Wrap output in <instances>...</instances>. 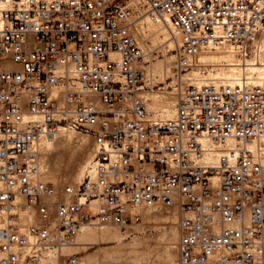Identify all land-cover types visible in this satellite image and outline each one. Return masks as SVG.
I'll list each match as a JSON object with an SVG mask.
<instances>
[{
	"label": "built area",
	"instance_id": "1",
	"mask_svg": "<svg viewBox=\"0 0 264 264\" xmlns=\"http://www.w3.org/2000/svg\"><path fill=\"white\" fill-rule=\"evenodd\" d=\"M143 16L177 37L171 117L139 95L156 84ZM217 48L262 61L264 0H0V264L60 255L86 224L127 230L150 205L178 212V264H264V79L185 77ZM61 127L96 152L55 200L41 142Z\"/></svg>",
	"mask_w": 264,
	"mask_h": 264
},
{
	"label": "bare ground",
	"instance_id": "2",
	"mask_svg": "<svg viewBox=\"0 0 264 264\" xmlns=\"http://www.w3.org/2000/svg\"><path fill=\"white\" fill-rule=\"evenodd\" d=\"M139 19L140 20L137 24L140 37L139 41L143 50H145L147 47L146 40L148 38H151L155 45L161 46L163 50H165L166 47H169L170 50L176 49L177 37L173 34L171 28L165 21H154L148 16H143ZM235 55L236 53L231 48L202 50L197 55L198 65L212 66L211 70H215V72H211L208 76H200L197 72L192 71L191 73L187 74V76H191V79H193L197 84L212 82L235 84L240 82L241 77H244L245 75H247L248 78H251L254 83L261 82L264 79V58L261 62L254 61L250 58L246 59L244 62H241L238 60V56L236 55V57ZM172 58L173 57H171V59ZM171 59L167 60L168 63L166 64L158 62L146 66L148 68V73L146 72V76H155L157 72L162 79L169 78V74L173 73V61ZM139 95L147 103V106L149 105L148 107L156 112V115L160 114L163 117H171L174 115L175 97L173 95L152 91H141ZM88 139L89 138H87V136H81L77 131L64 127H61L55 132V134L44 138L41 142V179L45 178L47 180H53L57 182L62 176H67L72 178L70 184H73L74 181L78 182L79 184L82 181L85 171L93 160L96 152V147L88 155H86L83 151V147H85L84 144ZM74 141L77 142V147L75 146L76 148L71 149L68 145ZM218 152L219 154H222L224 151ZM50 153L54 160L53 166L51 168L50 165H47L46 163V158L50 156ZM62 153H67L70 158L68 165L64 168L59 164L58 160ZM53 198L55 200H61L65 198V194L60 193L57 190V194ZM158 207V205L141 206L138 210L139 213H142L145 219L158 221L165 226L164 234L167 239L171 240V242H169L166 247L168 253L165 262L166 264H173L174 259L171 257V253H169V251L178 239L176 225L178 212L176 210V213L163 214L159 211ZM26 220L27 217H24L23 221L26 222ZM121 230L118 226L112 225H83L76 233L77 235H74L75 238L73 243L71 245L69 244L65 246L62 249V253L68 256L70 254L80 253L77 250V252L74 253L73 251L75 247L83 244L86 241H93V243L99 244L114 242V246H110L105 250V254L108 256L109 260L122 261L128 255L130 259L135 260L138 257L131 256L132 250H129L128 247L139 243L140 240L139 238L135 237L130 242L125 243L123 241L124 236ZM126 231H128V229ZM122 256L124 257L123 259H121ZM60 258V255L50 254L47 258H42L41 264H60L62 260H65H60ZM87 258H85V256L80 257L82 264H92L93 261L91 260V262L88 260L89 258Z\"/></svg>",
	"mask_w": 264,
	"mask_h": 264
},
{
	"label": "rangeland",
	"instance_id": "3",
	"mask_svg": "<svg viewBox=\"0 0 264 264\" xmlns=\"http://www.w3.org/2000/svg\"><path fill=\"white\" fill-rule=\"evenodd\" d=\"M140 19H138L139 22ZM137 22V24H138ZM137 35L138 38L139 37V30H138V25H137ZM141 45V43H140ZM146 49L144 50L147 53L146 56V61L144 63V67L146 72L148 73V68L146 66L151 65L152 63H162V64H166L168 63L167 60H170L171 57H173L171 60H174V55H175V51L174 50H170L169 47H166L165 50H163V48L159 45H155L152 41L151 38H148L146 40ZM178 43L176 48H178ZM236 56V55H235ZM237 57V56H236ZM238 60H240L241 62H244L245 60H241L239 57H237ZM200 66H204V70H201V74L198 72L200 71L199 69H191L190 71H195L197 72L200 76H208L211 72H215V70H211L212 66L209 65H200ZM173 69V67H172ZM189 72V73H191ZM187 73V74H189ZM187 74L185 75V77L187 78ZM172 76L173 73L169 74V78L166 79H162L161 76L156 72L155 76L150 75L149 77L147 76L148 79H153L155 78V85H149L150 82H146L144 84L145 89L142 90V92L148 91V92H158V93H168L170 95H173V82H172ZM175 99V98H174ZM149 106V105H148ZM149 111L152 114H155L156 112L154 110H152L151 108H149ZM79 133V135H83V136H87V138H89L86 142H85V147H83V151L85 152L86 155L90 154L94 148V141L93 139L84 132L81 131H77ZM59 142V141H57ZM77 142H73L71 144H69L68 146L71 149H74L77 147ZM83 145V146H84ZM76 146V147H75ZM59 160V164L64 168L68 165L70 158L68 156L67 153H62L60 155V157L58 158ZM53 157L50 153V156H48V158H46V163L47 165H50V168L53 166ZM86 173V171H85ZM45 181H50L53 182L56 187L58 192L63 193L62 187L65 184H70V181L72 180L71 177H67V176H62L60 178L59 181H53V180H47L45 178H43ZM73 184H78V182L74 181ZM158 209L161 213L163 214H169V213H176V209L175 208H165L162 207L160 205H158ZM178 216V215H177ZM160 224V225H159ZM177 232H178V237H179V228H178V218H177ZM95 226V225H93ZM121 230V228H119ZM124 236L123 241L125 243L130 242L133 238H139V243L134 244L130 247H128L129 250H132L131 252V256L134 257H138L135 260L130 259L128 256L127 257H121V259H123L122 261H111L109 260L108 256L105 254V250L106 248H109L110 246H114L115 243L114 242H106V243H93V241H86L83 244H80L79 246L75 247L74 252L79 251L80 253H74V254H70L65 255L63 253L60 254V260H62V262L60 264H65L66 261L68 260V258L71 255H76L79 257V261H80V257H84L87 258L89 261L92 262V264H166L165 260L167 257V245L169 242H171V240L167 239L164 231H165V226L158 222V221H151V220H147L143 217L142 213H140V220H138L136 223H132L130 227H128V231H126L125 229L121 230ZM77 235V234H76ZM75 235V236H76ZM73 237V241L74 238ZM141 238V239H140ZM72 241V243H73ZM178 242V239H177ZM177 242L173 245V247L170 249L169 253H171V257L174 259L173 264H178V260H179V253L177 250ZM71 243V244H72ZM70 244V245H71ZM102 248V249H101ZM166 248V249H165ZM77 250V251H76ZM167 251V252H166ZM49 255L44 256L43 258H47ZM67 256V258H66ZM65 257V258H64ZM42 260V259H41ZM41 260L38 264H41ZM120 260V259H119ZM133 260V261H132ZM118 261V262H117ZM90 262V263H91ZM80 264H82V262L80 261Z\"/></svg>",
	"mask_w": 264,
	"mask_h": 264
}]
</instances>
